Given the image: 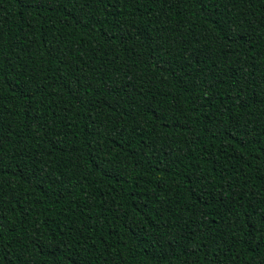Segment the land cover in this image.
Segmentation results:
<instances>
[{"label": "trees", "instance_id": "1", "mask_svg": "<svg viewBox=\"0 0 264 264\" xmlns=\"http://www.w3.org/2000/svg\"><path fill=\"white\" fill-rule=\"evenodd\" d=\"M0 264H264V0H0Z\"/></svg>", "mask_w": 264, "mask_h": 264}]
</instances>
